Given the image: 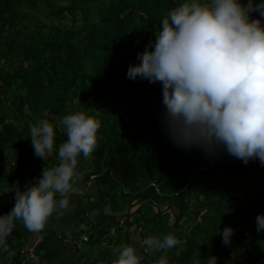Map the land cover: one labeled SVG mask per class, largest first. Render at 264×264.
Masks as SVG:
<instances>
[{
    "label": "trees",
    "instance_id": "16d2710c",
    "mask_svg": "<svg viewBox=\"0 0 264 264\" xmlns=\"http://www.w3.org/2000/svg\"><path fill=\"white\" fill-rule=\"evenodd\" d=\"M185 2L0 0V215L14 206L15 191L58 163L67 139L60 121L83 111L100 121L93 160L81 154L78 162L83 180L94 175L101 209L82 243L85 264H112L121 245L134 247L141 264H158L163 256L169 264H206L213 255L217 264H264V230H256V217L264 214V165L245 164L223 148L209 155L177 146L163 124L162 84L126 75L168 11ZM250 18L264 23L259 12ZM40 120L55 132V151L46 160L30 139V125ZM105 216L125 222L111 232ZM226 226L234 230L228 246L220 235ZM78 228L79 239L85 229ZM169 233L179 243L166 252L146 251L134 238ZM40 234L16 221L0 264Z\"/></svg>",
    "mask_w": 264,
    "mask_h": 264
},
{
    "label": "clouds",
    "instance_id": "9594fccd",
    "mask_svg": "<svg viewBox=\"0 0 264 264\" xmlns=\"http://www.w3.org/2000/svg\"><path fill=\"white\" fill-rule=\"evenodd\" d=\"M252 12L264 17V3L187 0L168 11L155 41L137 53L140 62L129 65L127 78L162 84L163 124L177 146L209 155L223 148L245 164L258 159L264 165V23L251 19ZM60 123L67 139L59 145L58 163L44 167L31 187L15 191L14 206L0 215V246L7 247L16 221L39 234L54 212L69 210V194L80 179L78 157H91L100 121L76 111ZM30 139L35 155L44 160L55 151L54 127L47 120L30 125ZM256 224L258 232L264 230V214L257 215ZM233 232L223 228V245L230 244ZM178 243L171 233L143 240L151 252H166ZM114 255L112 264H141L132 246L121 245ZM158 264H169L168 258ZM206 264H217V257L209 256Z\"/></svg>",
    "mask_w": 264,
    "mask_h": 264
},
{
    "label": "crops",
    "instance_id": "0c3cea01",
    "mask_svg": "<svg viewBox=\"0 0 264 264\" xmlns=\"http://www.w3.org/2000/svg\"><path fill=\"white\" fill-rule=\"evenodd\" d=\"M76 170L80 179L69 194V210L62 214L54 212L41 234L39 233L40 236L35 238L30 246H22L25 249L23 254L19 253L18 257L13 252L5 255L4 264H12L14 257V264H85L82 243H78L76 235L79 233L76 234V231L82 224H86L83 234L87 235L89 223L98 221L97 214L101 213V209L99 203H95L98 195L92 185L94 175H90L88 180H83V167L79 163ZM56 199L59 200L60 197L57 196ZM117 219L119 218L112 220L105 216L102 223L112 231L119 226Z\"/></svg>",
    "mask_w": 264,
    "mask_h": 264
},
{
    "label": "built area",
    "instance_id": "2783aa9c",
    "mask_svg": "<svg viewBox=\"0 0 264 264\" xmlns=\"http://www.w3.org/2000/svg\"><path fill=\"white\" fill-rule=\"evenodd\" d=\"M31 187V186H30ZM125 222V220L123 219V218H119V219H117V223L119 224V225H121V224H123ZM81 228L82 229H86V224H82V226H81ZM86 235L85 234H80L79 235V239H78V243H83L84 241H86ZM7 249V247L5 248L4 246H0V252H2L3 250H6ZM25 251V249L24 248H20L19 249V253L20 254H23V252Z\"/></svg>",
    "mask_w": 264,
    "mask_h": 264
},
{
    "label": "rangeland",
    "instance_id": "374dc122",
    "mask_svg": "<svg viewBox=\"0 0 264 264\" xmlns=\"http://www.w3.org/2000/svg\"><path fill=\"white\" fill-rule=\"evenodd\" d=\"M15 61H16V62H19L20 59H16ZM91 158H92V157H91ZM91 158H90V159H91ZM90 159H89V160H90ZM80 160H81V158L78 157V162H79ZM92 160H93V158H92L90 161H92ZM39 173H40V172H39ZM37 179H38V178H37ZM37 179H35V180H37ZM111 232H113V230H112ZM111 232H110V234H113V233H111ZM134 236H135L134 238H135V240H136V242H137L138 245L142 244L143 240L145 239V238H141V239H140V238H139V235H136V234H135ZM84 245H85V244H84ZM84 245H83V246H84ZM103 247H104V246H103ZM22 248H23V247H22ZM82 248H83V247H82ZM84 248H85V246H84ZM26 252H27V251H26ZM26 252H25V253H26ZM83 256H84V255H83ZM10 260H11V258H10ZM14 260H15V258L12 259V261H14Z\"/></svg>",
    "mask_w": 264,
    "mask_h": 264
}]
</instances>
